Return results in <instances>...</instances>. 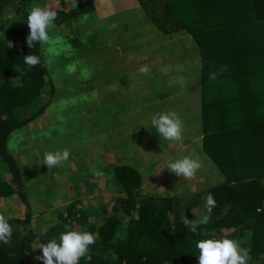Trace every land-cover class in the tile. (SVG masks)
Masks as SVG:
<instances>
[{
	"label": "trees",
	"instance_id": "1",
	"mask_svg": "<svg viewBox=\"0 0 264 264\" xmlns=\"http://www.w3.org/2000/svg\"><path fill=\"white\" fill-rule=\"evenodd\" d=\"M49 1L0 0V201L18 199L25 208L22 218L5 216L13 233L10 244L0 243V264H42L35 259L42 255L40 245L58 239L66 230L88 231L97 237L79 264H198L196 242L221 237L235 240L247 250L248 264H264V0H132L150 24L135 17H128L124 24L117 22L116 15L97 18L95 4L99 0H75L76 6L72 0H61L57 9L50 8ZM62 1L70 3L68 10L62 8ZM106 1L121 6L116 0ZM32 6L50 8L57 19L49 30V42L28 48L26 22ZM59 28L71 29L69 35L78 31L64 39L82 42L71 51L72 63L100 51L104 59L118 54L119 66L108 64L105 71L93 74L89 66H105L107 62L88 58L87 67L77 63L80 69L71 68L77 74V81H73L71 61L65 59L66 46L56 44ZM157 33L164 37L166 47H160ZM8 41L15 46L7 47ZM52 48L56 55L48 53ZM148 52L168 59V76L149 78L139 72L146 62L142 56ZM27 54L39 56L40 63L29 68L23 60ZM126 60L129 64L123 63ZM171 62L183 69L177 73ZM211 73L216 74L215 79H209ZM99 78L108 79L104 90L111 91L114 84L112 93L106 95L116 99L102 103L105 95L94 96V82ZM146 79L151 91H192L187 97L179 96L186 103L178 115L183 122L182 140L195 138L201 156L204 154L203 163L215 172L210 174L212 179L208 176L214 184L208 185L205 195L144 192L142 171L136 165L142 161L140 156L118 165L104 164L100 190L113 194L109 200L103 201L101 195L87 203L82 196L98 190L85 185L66 199L62 196L64 203L60 204L43 188L61 186L49 174L39 183L41 190L34 191L40 176L34 174L36 168H43L42 176H47L71 164L68 159L56 168H47L40 161L47 151L67 149L81 156L86 166L91 163L88 153L93 148L107 149L112 155H136L176 142L164 140L150 125L152 116L146 113L151 105L158 109L156 113L168 110L149 100L153 93L147 95ZM186 81L192 86L182 88ZM88 84L92 86L90 93L79 91ZM88 104L93 107L90 114ZM98 105L104 113L98 112ZM56 107L61 109V119L35 133H43L40 137L47 139L46 131L63 120L69 121L70 116L73 119L65 124L64 143L44 149L41 143L37 148L40 151H33L27 128ZM95 137L97 143L91 142ZM9 140L18 141L15 151L8 150ZM112 142L118 145L112 146ZM101 155H105L104 150ZM170 175L166 179L171 182ZM209 193L216 201L210 214L206 209ZM42 198L52 208L38 211L39 222L33 226L38 231L34 232L30 227L34 209L29 205ZM10 202L5 206L8 214L14 208ZM206 214L208 224L199 225L196 233L182 224L184 215L196 220ZM242 239L247 242H240Z\"/></svg>",
	"mask_w": 264,
	"mask_h": 264
},
{
	"label": "rangeland",
	"instance_id": "2",
	"mask_svg": "<svg viewBox=\"0 0 264 264\" xmlns=\"http://www.w3.org/2000/svg\"><path fill=\"white\" fill-rule=\"evenodd\" d=\"M59 1H61V0H53V1L51 0V1L47 2V5L50 4V8L57 9V8H59ZM116 1H117V3H121V6H119V7L122 9L121 11L116 12L115 18L117 21L122 22V21L126 20L128 17L137 18L135 11H139V8L135 7V6H129V3L131 2V0H116ZM62 8H65V10H68L70 8V3H67L66 1L65 2L62 1ZM142 22L144 24H147V23L150 24L151 20L144 16ZM59 29L61 31L57 35H55V38L58 40V43H56V44L57 45L63 44V46L64 45L66 46V48H65V50H66L65 59H69L71 61V60H73V54L71 51L72 50L74 51L75 49L80 47L82 42L80 40H78V41L73 40L71 38H70V42H67L66 40L64 41V39L69 38L72 35L78 34V31H74V32L70 33V35H69V32L71 31V29H69V31H68V29H62V28H59ZM157 36H158V38H160V40L162 42V45L160 47L161 48L166 47L165 45H163V41L165 40L164 37L159 33H157ZM168 40L166 41V43L168 42ZM155 44L157 45L156 41H155ZM161 50H163V49H161ZM122 51L123 50H120V53ZM48 53L50 55H56L55 50L53 48L49 49ZM149 53L150 52H148L147 54H149ZM88 58H91L92 62H93V60H94V62H102L104 60H106V62H107L105 66H99V67H98V65L89 64V65H91L89 67L93 68V74H98L102 71H105L108 64L110 66H115V67H118L120 64L118 62V59H119L118 54L115 55L114 58L108 57V59H106V57H105V59H104V54H102L100 51H98V53H95V55L93 54L92 56H88L86 59H83L81 57L76 62L74 61V63H72V61H71V65H70L69 69L71 72L70 76L73 79V81H77V74H75L76 72H73L71 70V68L77 67L78 69H80L81 64L77 65V63H84V65H85L84 67H87L88 63L86 60ZM123 63L129 64L128 60L123 61ZM158 64H164V63L161 60L158 61L157 63L147 61V62L143 63L142 65H146L148 68H150V67L157 68ZM171 64L173 66L174 71H176L177 73L180 72V69H183L182 66H179V64L177 62H171ZM77 68H76V70H78ZM169 70H170V68L167 71L163 72V74L168 76ZM122 71L132 72V71H130V69H124ZM135 71H136V69H135ZM86 73H88L87 70H86ZM12 77H14L16 79L15 75H13ZM107 80L104 81V78H99L97 81L94 82L96 89L92 93L95 92L94 96H96V95L98 96V94L101 93V96H99L98 98H101L102 96L105 95L104 96L105 99L103 101H101L102 103L106 100L116 99V97H112V96L110 97V96L106 95L107 92L112 93V91H113L112 88L114 85V84L111 85V87H112V88H110L111 91H109L107 89L104 90V82H106ZM170 80H171V78H170ZM178 80L182 81L183 78H180ZM90 83H93V80H91ZM169 85L171 86L172 83L170 82ZM182 85H184V86H182V88H187V87L192 86V83L186 81V82H182ZM91 88H92V86H90L88 84L84 87H80L79 91H82V92L85 91V94H86V93H90V92H88V90L90 91ZM183 94L187 95L188 92L184 91ZM92 98H94V97H91V99ZM91 102L92 101H90V103ZM72 103H74V101L70 102V104H72ZM150 105L151 104H147V106H150ZM96 108L99 109L98 110L99 113H101V112L104 113V111L102 110V106L98 105V106H96ZM160 108H162V107H160ZM136 110H138V109H136ZM60 111H61V109L59 107H56L52 110H47L45 112V114L35 123V125H31L30 128H27V132L30 133L32 131H36V130L40 129L41 126L44 127V126L50 125L52 123H55V121H57V120H60L61 119ZM92 111H93V107L88 104L87 105V112H89V114H90ZM139 111H140V109H139ZM157 111H158V109L154 108L151 105V110L148 113H146V115L151 117V116H153V114H156ZM91 115L93 116L92 118L95 117L94 113ZM67 118L69 119V121L63 120L59 125H52V127L46 131L47 139L43 138L44 141L42 142L43 143L42 149L47 148L49 145H52L51 147H53V148L58 147L64 143L62 138L67 133L65 124L69 123L70 119H73L70 116H68ZM185 124H186V121H185ZM87 126H91V122L87 123ZM136 127H137V125L134 124L135 130H136ZM189 128L192 129L193 125H191ZM52 129H55V131H51ZM85 130L87 131V127L85 128ZM136 132H137V130H136ZM27 139L29 142L31 141L32 144L29 142L28 143L30 146L34 147L33 151L37 150V148H41L40 142H37V143L34 142V140H35L34 135H29V137ZM195 140H196L195 138H191V139H188V142H185L184 140L171 142L166 147L158 146V148H159L158 151L156 149H150L149 151H142V153L137 152L136 155L127 154V152H126V154H124V153L120 154L119 153L117 155H112V151H109L107 149L93 148V149L89 150V153H88V157H89V160L91 163L87 164L86 166L83 165V160H82L81 156L70 154L69 155V161L71 163L70 165H68V166L65 165V166L59 167L56 171L47 173V176H45V175L42 176V171H43L42 169L43 168H36L34 170V174L40 175L38 180H37L36 185L34 186V189H35L34 191H36V192L40 191L41 188H40L39 183L46 181L47 177L49 175H51L50 176L51 180H57V182L60 183L61 186L59 188L50 189V188H46V187H49L48 185H46L43 188L46 190V192H49L50 196H48V197L53 199V197L56 196V198L54 197L53 200H58V203H60V204L64 203L62 196H64L66 199L71 194L73 195L74 193L80 191L81 189L83 190L85 185L92 186V188H93V186H96L94 188H96L98 190V191H94V192L91 191L89 193H86V196H82V199L85 200L87 203L89 200H91L90 198H94L92 200H95V199L97 200V197L99 198V196H101V195H102L103 201H104V198L109 200V198H111L113 196V194L107 193L104 188L102 190H100L102 187L103 180H104L103 176H100V175L97 176L96 175L94 178H89L93 174V169H95L97 172L103 173L104 172V169H103L104 164L114 163V164L118 165V164H121L123 162L122 160L128 159L130 161L132 158L140 156L142 158L141 159L142 161L140 164H136V165L139 166V168L142 171V177L143 178H142V187L141 188L144 192H151V193H155V194L167 193V195H173V194H177V192H179L178 195H192L194 193H198V191H197L198 185L199 186L200 185L201 186H207V187H208V185H213L214 183L211 180H209L208 176L212 179L210 174L215 175V172L210 169V166L204 165V163L202 162L204 154H203V156H201V154H202L201 146H200V144H196L194 142ZM14 141L16 142V144L18 143V141H16V140H14ZM90 141L93 143H97V137L90 139ZM117 145L118 144H115L112 142V146H117ZM108 148H110V147H108ZM185 149H187V153L185 155L191 156L193 159L199 160L203 166L200 170H198L195 173L194 177H192L191 179H186L183 176H180L183 178V180H178V178H180L179 176L175 175L174 173H172V175H170L171 172H169L167 170V164L170 161H175L176 159H179L176 157V154L177 153L183 154L182 151H184ZM102 150H104L105 155H101ZM37 151H40V150H37ZM185 155H181V156L183 157ZM170 157H172V158H170ZM40 159H42V158L40 157ZM40 161L43 162V160H40ZM97 164H100V166L94 167ZM208 164H210V162H208ZM38 165H40V163ZM56 167L57 166H55L54 168H56ZM169 175H170V177L171 176L173 177L174 180H172L171 182H173L174 184L180 182V185H179L180 188L177 186L176 187L171 186L170 180L166 179V177ZM29 179H30V177H29V175H27L26 180H29ZM193 179H195V180H193ZM92 180H95V181L91 182ZM98 180H101V181L98 182ZM214 181L217 182V180H214ZM92 183H95V184H92ZM183 185L186 187L185 192H183V190H184ZM178 188L180 190H178ZM205 189H203V190H205ZM189 190L191 191V193L186 194L187 192H190ZM42 191L44 192L43 189H42ZM198 195H200V194L198 193ZM46 198H47V196H46ZM42 200H43V198L40 199V201H36V202L32 203L31 205H29L30 208H32L31 210L34 209V212L31 213V214H34V215H32V220H31V225H30L31 229L33 228L36 221L39 222V220L36 217L38 211L42 210V212H43L44 207L52 208V207H48L44 203V201H42ZM10 201H12L14 208H12L10 210L11 212H9V214H8V213H6L8 211H7V207H5V206H7L9 203H11ZM10 201L7 202L6 199H4V203H3V201H0V210L4 211L3 215L4 216L9 215V216H15L17 218H22L24 216V212H25L24 206L21 205V203L19 202L18 199L11 198ZM33 231L37 232L38 229L33 228ZM240 242H247V240L242 239ZM242 249H244V248H242ZM34 264H36V263H34Z\"/></svg>",
	"mask_w": 264,
	"mask_h": 264
},
{
	"label": "clouds",
	"instance_id": "3",
	"mask_svg": "<svg viewBox=\"0 0 264 264\" xmlns=\"http://www.w3.org/2000/svg\"><path fill=\"white\" fill-rule=\"evenodd\" d=\"M72 3L76 6L75 0H72ZM56 19L57 13L50 8L32 6L28 10L26 22L29 29L26 37L28 48L34 46L36 43L47 44L49 42V30L55 26L54 22ZM14 46L15 45L11 41L7 42V47L11 48ZM142 57V60H146V62L151 61L157 63L161 60L164 64H158L157 68H148L146 65H142L139 68L140 73L145 74V76L149 78H154L158 76V74H160V76H166L163 72L168 70L166 67L169 63L168 59L152 52ZM23 60L29 68L35 67L40 63V58L37 55L27 54L23 56ZM215 77V73L209 75L210 80L215 79ZM146 81L148 83L146 88L147 95L151 92L153 93L149 100L153 101L152 103L157 102L162 104V109L168 110L167 113L153 114L150 119L151 127H153L164 140H182L183 122L178 114L181 113V110L186 103L179 97L185 95L183 94L184 91H180L181 93L177 91H169L172 95L168 94L169 92L167 90H160L158 92L151 91L148 79H146ZM186 92H188V96L192 93L191 90H186ZM187 95L185 96L187 97ZM38 120L32 122L31 125H35ZM40 128H42V126ZM29 135H34L35 143L40 142L41 144L44 141V139L40 137L43 133L38 135L35 131H32ZM7 148L9 151H15L17 148L16 142L14 140H9ZM69 155L70 153L67 149L55 152L47 151L44 153L42 163L46 165L47 168H52L67 161ZM202 166L203 165L199 160L185 155L175 161H170L167 164V170L179 177L183 176L186 179H191L194 177L195 173L202 168ZM93 174L97 176L102 175V173L97 172L95 169H93ZM180 178L183 180L182 177ZM206 187L207 186L198 185L197 191L200 195H198V193L194 194H197L199 197L205 195ZM185 190H183V192H185ZM178 193L179 192H177V194ZM188 193L191 192H187L186 194ZM215 206L216 201L213 195L209 193L206 197L207 213L210 214ZM208 222L209 215L207 214L202 215L196 220L189 219L184 215L182 220V224L192 233H196L199 225H207ZM12 233V226L5 216L0 214V243L10 244ZM96 239L97 237L88 231L66 230L60 233L58 239L53 238L46 243L41 244L39 249L42 252V255L35 257V259L41 260L42 264H79V260L88 253L89 246L93 245L96 242ZM195 246L198 249V264H248V251L242 249L239 243L235 240L226 237L201 239L196 242Z\"/></svg>",
	"mask_w": 264,
	"mask_h": 264
},
{
	"label": "crops",
	"instance_id": "4",
	"mask_svg": "<svg viewBox=\"0 0 264 264\" xmlns=\"http://www.w3.org/2000/svg\"><path fill=\"white\" fill-rule=\"evenodd\" d=\"M129 6H135V7H137V3H135V2H133L131 0ZM118 11H121V8L119 7L118 4H116V2H112V1L109 2V1H106V0H104V1L103 0H99L95 4V15H97L98 16L97 18H100V19H104V17H109L110 15H116V12H118ZM111 13H113V14H111ZM135 14H136V17H137L135 20H139L140 18L143 19V15L144 14H143V12L141 10L135 11ZM125 21H127V20H124L121 23H123ZM117 22L119 23V21H117ZM182 152H183V154L177 153L176 154V157L177 158H181L182 157L181 155H185L187 153V149H185ZM170 158H172V157H170ZM202 162H203V160H202ZM204 165H206V164L204 163ZM171 178H172V180H174L172 176H171ZM178 180H181V178H178ZM193 180H195V179H193ZM179 185H180V183H175L174 184L173 182H171V186H174V187L177 186V187H179ZM183 189L185 190L186 187L183 186ZM178 190H180V189L178 188Z\"/></svg>",
	"mask_w": 264,
	"mask_h": 264
}]
</instances>
